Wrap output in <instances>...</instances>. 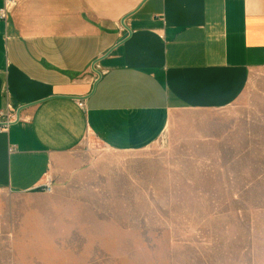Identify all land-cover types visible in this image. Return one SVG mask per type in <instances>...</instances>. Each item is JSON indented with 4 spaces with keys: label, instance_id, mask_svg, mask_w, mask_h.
Instances as JSON below:
<instances>
[{
    "label": "crops",
    "instance_id": "obj_1",
    "mask_svg": "<svg viewBox=\"0 0 264 264\" xmlns=\"http://www.w3.org/2000/svg\"><path fill=\"white\" fill-rule=\"evenodd\" d=\"M260 70L264 0H15L0 18V124L14 118L0 214L67 184L87 137L143 151L180 112L234 103Z\"/></svg>",
    "mask_w": 264,
    "mask_h": 264
},
{
    "label": "rangeland",
    "instance_id": "obj_2",
    "mask_svg": "<svg viewBox=\"0 0 264 264\" xmlns=\"http://www.w3.org/2000/svg\"><path fill=\"white\" fill-rule=\"evenodd\" d=\"M81 151L67 184L8 198L0 264H264V70L143 151Z\"/></svg>",
    "mask_w": 264,
    "mask_h": 264
},
{
    "label": "built area",
    "instance_id": "obj_3",
    "mask_svg": "<svg viewBox=\"0 0 264 264\" xmlns=\"http://www.w3.org/2000/svg\"><path fill=\"white\" fill-rule=\"evenodd\" d=\"M14 4H15V0H5V4H4L3 8L0 10V18L1 19H5L6 18L8 11L10 10V8ZM78 106L80 108L84 109L83 101H79L78 102ZM11 121H14V118L13 117L11 118L10 116H8L7 119H6V122L3 123V124H0V132H5L7 130V127L9 125V123ZM52 191H53V186H52L51 182L48 181L43 187V192L49 194Z\"/></svg>",
    "mask_w": 264,
    "mask_h": 264
},
{
    "label": "water",
    "instance_id": "obj_4",
    "mask_svg": "<svg viewBox=\"0 0 264 264\" xmlns=\"http://www.w3.org/2000/svg\"><path fill=\"white\" fill-rule=\"evenodd\" d=\"M125 38V37H124Z\"/></svg>",
    "mask_w": 264,
    "mask_h": 264
}]
</instances>
